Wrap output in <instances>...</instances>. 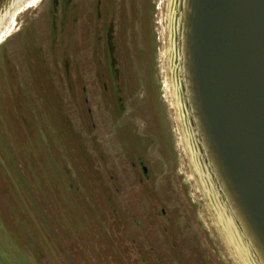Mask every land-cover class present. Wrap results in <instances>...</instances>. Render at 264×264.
Wrapping results in <instances>:
<instances>
[{
	"label": "rangeland",
	"instance_id": "rangeland-1",
	"mask_svg": "<svg viewBox=\"0 0 264 264\" xmlns=\"http://www.w3.org/2000/svg\"><path fill=\"white\" fill-rule=\"evenodd\" d=\"M171 15L172 0L16 15L0 44V264H239L188 151Z\"/></svg>",
	"mask_w": 264,
	"mask_h": 264
},
{
	"label": "water",
	"instance_id": "water-1",
	"mask_svg": "<svg viewBox=\"0 0 264 264\" xmlns=\"http://www.w3.org/2000/svg\"><path fill=\"white\" fill-rule=\"evenodd\" d=\"M13 1L0 0V16ZM172 10L186 124L253 260L264 264V0H174Z\"/></svg>",
	"mask_w": 264,
	"mask_h": 264
},
{
	"label": "bare ground",
	"instance_id": "bare-ground-1",
	"mask_svg": "<svg viewBox=\"0 0 264 264\" xmlns=\"http://www.w3.org/2000/svg\"><path fill=\"white\" fill-rule=\"evenodd\" d=\"M42 0H14L10 8L6 10L3 15L0 16V41L10 34L13 24L15 21L16 15L20 11H25L26 9L35 7L38 2ZM174 0H172V9H173ZM176 8V3L175 7ZM173 11V10H172ZM175 11V10H174ZM171 22H173L172 30H174V17L172 14ZM171 55L174 58L175 45L172 42L171 38ZM175 98L177 100V105L182 117L181 121L184 126L185 139L188 145V151L191 156L193 167L196 171V174L201 182V185L205 191L206 196L210 201L211 208L216 218L217 226L223 233V238L226 244L231 247L229 250L232 252L234 259L239 262V264H257L248 248V245L243 240L241 234L237 230L231 216L227 212L224 202L221 200L218 191L216 190L213 181L211 179L210 173L202 161L199 151L196 146V141L191 130H189L186 124V117L182 103L179 101L180 97V84L174 82ZM184 114V115H182ZM236 257V258H235ZM233 260V259H232Z\"/></svg>",
	"mask_w": 264,
	"mask_h": 264
},
{
	"label": "flooded vegetation",
	"instance_id": "flooded-vegetation-1",
	"mask_svg": "<svg viewBox=\"0 0 264 264\" xmlns=\"http://www.w3.org/2000/svg\"><path fill=\"white\" fill-rule=\"evenodd\" d=\"M40 2H42V1H40ZM26 10H27V9H26ZM15 25H16V19H15V21H14L13 26L15 27ZM12 30H13V29H12ZM12 30H11L10 34L12 33ZM10 34L7 35L6 37L10 36ZM6 37H5V38H6ZM3 41H4V38L0 41V44H1Z\"/></svg>",
	"mask_w": 264,
	"mask_h": 264
},
{
	"label": "trees",
	"instance_id": "trees-1",
	"mask_svg": "<svg viewBox=\"0 0 264 264\" xmlns=\"http://www.w3.org/2000/svg\"><path fill=\"white\" fill-rule=\"evenodd\" d=\"M54 3H55V1H54ZM109 35H110V34H109ZM109 35H108V36H109ZM108 42H109V41H108ZM108 47H110V44H108Z\"/></svg>",
	"mask_w": 264,
	"mask_h": 264
}]
</instances>
